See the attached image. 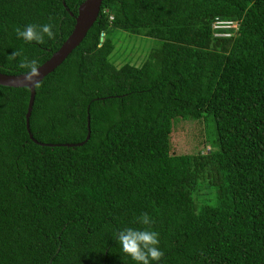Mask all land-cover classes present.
I'll use <instances>...</instances> for the list:
<instances>
[{
	"label": "trees",
	"instance_id": "1",
	"mask_svg": "<svg viewBox=\"0 0 264 264\" xmlns=\"http://www.w3.org/2000/svg\"><path fill=\"white\" fill-rule=\"evenodd\" d=\"M81 2L0 0V72L46 60ZM28 23L53 38H18ZM117 29L159 43L116 66ZM28 93L0 85V264H138L116 235L141 213L154 264H264V0H102L35 85L29 130L53 145L28 135ZM203 118L210 137L177 146L176 122Z\"/></svg>",
	"mask_w": 264,
	"mask_h": 264
},
{
	"label": "water",
	"instance_id": "2",
	"mask_svg": "<svg viewBox=\"0 0 264 264\" xmlns=\"http://www.w3.org/2000/svg\"><path fill=\"white\" fill-rule=\"evenodd\" d=\"M102 0H82L77 7V12L74 15V24L69 35L63 40L60 46L51 53V55L44 60L41 64L37 65L38 75L35 76L31 81L24 79V74L27 73H3L0 72V85L12 86V87H26L29 91L28 100L25 112V127L29 137L36 143L41 145H53V143H42L38 142L33 138L29 130V116L34 100L35 85L49 72H51L56 66H58L62 60L75 48L85 36L88 29L96 20ZM70 14H72L70 12ZM87 132L84 140L74 143H62L66 146H74L82 144L89 137V117H86ZM48 264H51L49 259Z\"/></svg>",
	"mask_w": 264,
	"mask_h": 264
},
{
	"label": "clouds",
	"instance_id": "3",
	"mask_svg": "<svg viewBox=\"0 0 264 264\" xmlns=\"http://www.w3.org/2000/svg\"><path fill=\"white\" fill-rule=\"evenodd\" d=\"M16 36L29 42H43L44 38H53V26L44 23L39 26L28 23L24 27L14 29ZM29 71L24 74V79L31 81L38 75L35 61L29 63ZM140 225L147 227H125L121 229L116 239L120 243L121 250L128 254L138 264H154L162 255L159 244V233L151 229L152 220L147 213H141L137 217Z\"/></svg>",
	"mask_w": 264,
	"mask_h": 264
},
{
	"label": "rangeland",
	"instance_id": "4",
	"mask_svg": "<svg viewBox=\"0 0 264 264\" xmlns=\"http://www.w3.org/2000/svg\"><path fill=\"white\" fill-rule=\"evenodd\" d=\"M113 37L114 48L109 56L116 66L127 62L140 65L149 50L159 43L154 38L141 34H127L119 29L113 32ZM179 120L176 122L172 134L177 146L188 148L196 140L194 135L198 132L203 134L204 139L210 137L212 125L205 118L200 121L199 126L189 120Z\"/></svg>",
	"mask_w": 264,
	"mask_h": 264
},
{
	"label": "built area",
	"instance_id": "5",
	"mask_svg": "<svg viewBox=\"0 0 264 264\" xmlns=\"http://www.w3.org/2000/svg\"><path fill=\"white\" fill-rule=\"evenodd\" d=\"M231 25H233V24L229 23L227 21H221L218 18H215L214 23H213V27L214 28L227 27V26H231ZM216 34H218V35H227V33H222V32H218Z\"/></svg>",
	"mask_w": 264,
	"mask_h": 264
}]
</instances>
